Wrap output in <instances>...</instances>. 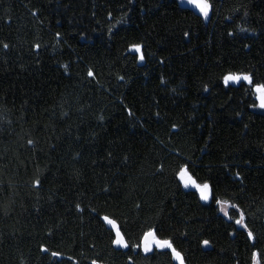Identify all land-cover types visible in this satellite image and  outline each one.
Here are the masks:
<instances>
[{"label": "trees", "instance_id": "16d2710c", "mask_svg": "<svg viewBox=\"0 0 264 264\" xmlns=\"http://www.w3.org/2000/svg\"><path fill=\"white\" fill-rule=\"evenodd\" d=\"M210 2L205 19L177 0H0V264H174L134 247L149 229L185 264H264V114L222 84L264 82V0Z\"/></svg>", "mask_w": 264, "mask_h": 264}, {"label": "snow or ice", "instance_id": "6c2138e0", "mask_svg": "<svg viewBox=\"0 0 264 264\" xmlns=\"http://www.w3.org/2000/svg\"><path fill=\"white\" fill-rule=\"evenodd\" d=\"M187 2L191 5H193L196 9H198L199 13L207 19L209 17V13L212 10V4L210 0H187ZM185 35H188L185 33ZM5 48L8 47L7 44L4 45ZM39 47V46H37ZM134 51L137 53H140L139 59L143 61L145 59L143 53L141 52V46L140 45H134L133 46ZM89 76H92L93 73L89 71ZM241 81L247 82L248 85L252 86V91L254 94H256L257 99L259 100V107L264 108V82L254 83L253 76L251 74H236V73H229L224 75L223 82L225 85H228L229 82L239 84ZM29 143H32L29 141ZM180 181L183 182V186L185 188L193 187L199 192L200 199L203 201H208L212 197V190L209 183H198L193 176L189 173L188 166L182 165L177 173ZM39 183V181H37ZM217 204H225L228 203L226 201H216ZM233 208L238 207L237 205H230ZM223 210V209H221ZM227 215V213H225ZM108 225H110L113 229H115V239L113 240V243L116 245H120L124 248H128L129 245L127 241L125 240L124 235L121 233L119 227L117 226V223L113 219H109L108 217L103 218ZM245 216L244 213H240V218L235 220V223L237 225H240L243 228H247V224L244 223ZM248 238L254 239L253 232L249 230L247 232ZM203 244L207 246L209 244V241L205 240L203 241ZM156 247L158 249H169L171 251V256L173 259L177 260L179 264H185L184 257L182 256L181 252L174 247L172 241L170 239L166 238H160L156 232L155 229H149L148 231L144 232L140 243L134 245V247L140 248L142 247L145 252L152 251L153 247ZM46 251V249H45ZM53 256L59 255L58 253L53 252ZM258 254L253 253V260L256 262V264H260L259 260L257 259ZM95 264V261L93 262Z\"/></svg>", "mask_w": 264, "mask_h": 264}, {"label": "rangeland", "instance_id": "374dc122", "mask_svg": "<svg viewBox=\"0 0 264 264\" xmlns=\"http://www.w3.org/2000/svg\"><path fill=\"white\" fill-rule=\"evenodd\" d=\"M242 83L247 84V82H245V81H241L239 84L229 82L228 85H225L224 82H223V79H222V84H223L224 87L238 86V85H240V84H242ZM255 96H256V94H255ZM256 100H257V104H256V107L254 108V111L257 112V113H263V114H264V108H260V107H259V100L257 99V96H256ZM178 179H179V177H178ZM179 181H180V179H179ZM197 182H198V181H197ZM198 183H200V182H198ZM180 184H181V186H182V188H183L184 190H189V191H193V192L197 193V195H198V197H199V199H200L199 192H198L195 188H193V187L185 188V187L183 186V182H182V181H180ZM211 200H212V198H210L208 201H203V200L200 199L201 203L204 204V205H208V204H210V203H211ZM218 207H219V212H220L223 216H225V217L227 218V215H225V213H227V211H228V208H229L228 205H226V204H219ZM221 209H223V210H221ZM237 226H238L239 228H241L240 225H237Z\"/></svg>", "mask_w": 264, "mask_h": 264}, {"label": "water", "instance_id": "95a60500", "mask_svg": "<svg viewBox=\"0 0 264 264\" xmlns=\"http://www.w3.org/2000/svg\"><path fill=\"white\" fill-rule=\"evenodd\" d=\"M177 1H178L179 5L181 7H183V8L186 7L189 10H191L193 13H195L196 15L202 16L199 13L198 9H196L193 5L189 4L187 2V0H177ZM109 228L112 229V230H114L111 226ZM140 250H141V253L143 254V256H149V255H151L154 250H158V251H169V252H171L169 249H163L162 250V249L156 248L155 246L153 247L152 251H150V252H145L142 247H140ZM173 262H174V264H179V262L177 260H175V259H173Z\"/></svg>", "mask_w": 264, "mask_h": 264}]
</instances>
